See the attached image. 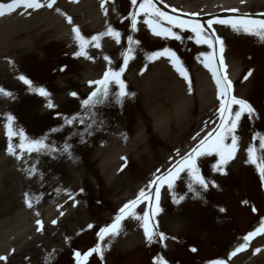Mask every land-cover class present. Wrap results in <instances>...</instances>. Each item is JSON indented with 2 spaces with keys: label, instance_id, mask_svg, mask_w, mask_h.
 Instances as JSON below:
<instances>
[{
  "label": "rangeland",
  "instance_id": "1",
  "mask_svg": "<svg viewBox=\"0 0 264 264\" xmlns=\"http://www.w3.org/2000/svg\"><path fill=\"white\" fill-rule=\"evenodd\" d=\"M90 1L93 0H82V5L76 9L80 12L76 17H78V21H82L86 32L99 29L104 32L106 27L110 25L121 34L119 44L112 37L104 36L100 40L99 51H94L97 48L92 46L86 49L88 56L96 57L98 62L96 60L93 62L92 59L86 61L84 57L81 59V57L73 55L74 49L78 51V47L73 38L71 39L67 29H65L66 36H63L64 32H61L60 29L61 17L54 11L47 15L42 9H28L22 12L19 17L31 19L24 23V29L21 30L24 33H17L16 36L8 38L4 42L0 40V56H3L0 57V87L10 92L16 91L17 89H14L17 88L16 84L21 82L17 75L22 74L32 80L36 86L44 87L51 94L50 98L55 105L54 108L49 109L44 97L33 92H29L26 96L21 91L20 100L8 107L10 109L5 112L3 117L0 115V127L2 129H4L3 124L6 115L11 114L14 110L19 114L20 124L25 127L23 132L28 138L39 139L47 136L49 139L50 133L40 132L42 130L44 132L49 131L44 128L57 121L59 122L55 128L57 132L65 131L66 127L77 130L85 127L88 129V126H91L85 134L86 139L83 140L88 143V146L76 152L69 150L75 159L63 152L61 161L68 158L69 162H61L62 165L59 164L58 167L53 166V163L56 162L54 154L50 151L25 153L19 160L14 155H9L6 151L9 141L4 132L0 133V253L7 252L8 244L4 243L5 239L7 240V237L11 235L16 237L17 232L14 231L16 226L30 227L33 216L31 209L26 210L29 207L24 204V193L30 194L32 205L35 208L38 206L46 208L55 199L66 197L67 193L65 192L67 189H71L70 186L74 188L78 185L80 189L83 186L84 193L87 194L86 199L89 198L86 204L84 200H81L77 201V207L69 208V219L64 220L56 227L60 234H58L59 232L55 233L53 228H49L50 232L48 230L40 238L34 237L32 242H26L27 236L31 234L24 231V235L19 241L26 242V245L22 247L18 243L13 244L16 246V252L13 251L12 255V251L8 252L11 256L10 260L0 261V264H50V262L45 261L46 259H43L44 252L51 253L52 251L48 247L59 244L62 235H64L63 229L68 234L74 227L82 228L74 234L67 246L55 256L57 258L55 262L52 260L51 264H71L68 253L72 248L84 250L87 247H92V245H97V243H101L103 246L106 241L107 246L103 252L104 261H101L103 264H153L154 260L150 258L152 255L155 258H163L166 264H170V258L177 259L178 264L204 263L201 262V259L193 256L195 253H190L187 250L189 246L199 249L196 254L198 257L215 255L218 256L217 258H221L219 254L225 255L224 252L231 245L228 235L229 227L224 224L222 217L224 215L221 216L220 214L221 208L215 207L210 197L215 198V202L222 201L227 208L229 204L234 206L232 211L237 214L238 218L229 210L233 217L231 228L242 232L249 228L251 223H249L246 214L244 218L240 217L244 211L238 206V198L244 192L247 198L253 199L256 197L254 194L257 195L259 192L257 178L260 179V174L255 165L248 163L247 160L241 162V153L238 154L239 157L236 162L229 161L223 166V174L213 171V166L220 159L216 152L213 151L197 158L200 174L206 180L214 181L216 184V187H212L210 184L206 190L209 191L210 197L199 185L192 184L191 191L189 190L191 178L187 172L181 173L180 178L175 181L171 193L167 189V185L164 186L162 194L170 197L162 196L159 200V207L164 213V216L160 218L162 228L169 233H177L178 236L166 234L163 231L166 241L160 242L157 237L153 249L145 247L144 241L136 237L137 241L133 247L128 249L131 246L128 245L129 237L132 233L138 232L136 231L138 230L137 225L128 218L126 224L122 221L123 231L120 235L111 240L106 238L104 242L98 240L97 232L100 227L109 225V218L118 215L121 202L128 199L126 196L138 195L139 191L135 190L136 187L144 188V181L149 177L153 179L154 176L166 172L175 160L170 158L171 155L178 156L183 150V155L191 152L193 146L200 140L199 135L207 126L203 123L212 117L208 115V113H212L208 109L210 101L206 110L202 111L195 96L190 101L193 92L189 93L187 87V91L182 87H175L174 90H171V95L175 98L182 97L180 88L181 94L185 96L177 106L173 107L170 101L167 104L159 103L160 105L156 109L147 105L148 98L143 95L142 86H145L154 75L150 70L138 75L144 69V61L145 63L148 61L146 56L153 51L167 47L175 52L182 62L191 66L192 77L197 78V74L196 76L193 75L196 68L195 62L204 60L201 53L211 52L212 49H209L206 44H196L195 34L191 32L190 28L182 30L174 27L172 29L181 36L179 40L157 37L143 23V15L137 17V30L132 31L131 20L128 16L132 7L131 0H107L105 7L108 14L105 15L100 12V6L96 16L92 15L88 9ZM158 1L172 10L175 9L174 12L178 14L177 11L185 9L190 11L195 9L196 11L199 6L207 4L205 0H195L194 5V0ZM213 1L211 5H220L217 10H223L221 9L223 5L236 7L239 2L237 0ZM170 4L175 5L176 8L173 9ZM63 5L65 6V4L60 3L58 9H61ZM138 6L139 3L136 8ZM261 9H264L263 0H252L241 7V11H238L237 8L235 13L237 15L244 14L241 17H249V15L258 14ZM161 11L164 10L161 9ZM57 16L58 21L56 23L47 25L56 30L55 34L46 32L43 29L44 24H37L41 17L56 18ZM85 23L92 29L87 28ZM4 25L3 23L0 24V33L3 31ZM165 26L171 27L166 22ZM211 30L224 41L223 57L232 66L230 72L234 76L233 78L241 76L243 73L241 80L236 81V93L249 102L255 110L252 118H249L245 113L238 122L235 132L238 137L237 152L246 150L249 146H258V140L252 138L254 135H264V38L259 35L246 34L243 31L236 32L228 25L212 26ZM92 35L95 34H91L88 38ZM128 36H132L139 43L132 45L133 56L137 55L131 59L130 70L123 72L126 76L125 79L123 77L121 79L124 81L127 91L134 93V96H129L121 103H116L115 95L119 86L114 81H110L111 99L108 102L97 105L94 109L82 108L81 101L96 89L94 88L86 94L89 87H84V80L97 77L99 74L101 80L104 74L101 71L102 68L116 66L118 64L116 59L119 58V55L121 59V53L129 48ZM216 55L219 59L218 48ZM105 56L109 57L110 62L104 59ZM164 58L168 60L167 57ZM86 64H90L92 68ZM65 65L67 66L66 69L60 71L59 69ZM233 65L236 66L233 68ZM246 69H252L251 75H248L249 72H243ZM245 76L247 79H244ZM137 78L139 79L136 83ZM173 78L176 79V74H173ZM177 82L178 84L182 83L179 79ZM25 86L23 85V89L28 91ZM18 89L20 92V88ZM73 91L77 93L76 97L69 95ZM210 105L213 107L215 103L212 102ZM235 110H238V106L232 109V111ZM56 112L59 114L63 112L65 113L64 116H70L69 118L75 116L77 119L73 124L67 125L64 121L60 122L62 117H53ZM106 126H111V128L105 131ZM16 128L18 129L19 125H16ZM116 131H119L123 138L126 137L124 144H120L119 139L114 137ZM72 139L73 137L66 134L65 138L57 141L63 144L73 141ZM130 140L132 143L128 146L127 143ZM11 143L13 145L18 144L19 138L13 137ZM224 143L226 145L231 143V135L226 137ZM111 154L115 156L124 154L129 161L124 165L123 171L116 175L114 170L120 161L115 160L114 164L104 170L106 159ZM258 156H264V153L258 151ZM23 163L26 165L22 171V176L16 171V167ZM33 169L34 175L30 174ZM158 169L159 172H157ZM26 175H29L27 179ZM51 178L56 179L53 184H51ZM260 183L263 184L264 190V183L261 179ZM219 187H222V190H219ZM235 192H241L240 196L236 195ZM174 195H183L184 200L180 201L179 204L174 203L172 199ZM155 203L153 202V204ZM38 213L39 211L35 209V214ZM89 223H94L91 230H87ZM177 223H182L183 226H179ZM60 246L64 247L63 244ZM8 247L13 250L12 246ZM97 262L93 257L89 264H97ZM232 262L233 264H264V259L260 262L252 258L243 260L240 257Z\"/></svg>",
  "mask_w": 264,
  "mask_h": 264
},
{
  "label": "snow or ice",
  "instance_id": "2",
  "mask_svg": "<svg viewBox=\"0 0 264 264\" xmlns=\"http://www.w3.org/2000/svg\"><path fill=\"white\" fill-rule=\"evenodd\" d=\"M75 2V0H73ZM107 0H101V10L105 15L108 14L107 8L105 7ZM55 3V0H47L46 5L41 3L40 0H10L9 3L4 4L0 3V16L5 14H10L13 11L23 8V9H32L38 10L42 7L47 6L48 8H52ZM138 0H131V4L133 6L137 5ZM56 11H60V9H56ZM175 11V9L173 10ZM231 12H236V9H230ZM63 14V13H61ZM143 15V23L151 29L152 34L157 37L162 38H172L179 40L181 36L174 32L172 29L180 28H190L191 32L195 34V42L196 44H206L209 49H212L211 52L201 53L204 56V60L201 61L206 69H208L212 73L213 80L217 86V98L220 100V107L218 109L220 124L217 129H214L212 133H209L204 139L200 140L199 144L189 153L185 154L176 164L166 172L154 176V179L151 180L147 186V188H142L137 197L133 200L125 203L119 210L118 215H116L113 219V222L109 225L100 227L97 232L98 240L104 242L106 238L108 240L113 239L114 237L121 234L123 231L122 221L126 218H135L139 221H142L140 227L143 229V235L147 243H152L157 237L160 242H163L166 237L164 233L159 232L157 230L156 224L152 223L155 219L156 215L159 211H161L159 207V198L161 186L167 185V189L171 193L174 189V183L180 178L181 173L187 172L188 176L191 178V184L189 185V190L191 191V185L196 184L203 190H207L209 185L212 187H216L214 181L206 180L201 174L200 170L197 166V158L211 152H216L220 159L217 161L216 165L213 166V171L224 173V165H226L231 159L234 158L235 153L238 150V137L235 135L238 122L243 114L247 113L249 118H252L255 110L252 105L244 99H238L235 96L229 98V92L231 91V82L227 80L226 75H221V71L226 68L223 52H224V41L222 38L217 36L214 31L207 32L204 26L197 20L186 21L179 17H173L168 15L166 12L161 11L160 8L156 7L154 0H139L138 8H134L133 11L129 12L128 16L131 20V29L132 31L137 30V17ZM195 16L196 14H191ZM69 24L72 23L71 17H66ZM167 25L171 27H166ZM213 24L220 25H228L234 31L240 32L243 31L246 34L251 35H259L264 38V20H253L247 17H235L228 19H210L208 21V28L211 29ZM73 40L78 47V51L74 52L73 55L76 57H84L85 59H91L88 56L86 49L89 46L100 48V40L104 36L112 37L117 44L120 43L121 34L119 31L113 29L112 26L108 25L104 32L92 35L90 38L84 36L80 29L76 26L72 27ZM129 48L127 51L122 53L123 64L126 66L129 60L133 59L134 49L132 48L133 44H138V41H135L132 36H128ZM217 48L220 53L218 66L214 67L217 63ZM161 57H167L176 70V72L183 77V79L188 83L189 91H191V80L189 78V74L184 68L182 62L177 57L176 53L171 51L169 48L165 47L162 50L153 51L146 56L148 61H154ZM104 59L109 61V57L105 56ZM11 63V61H10ZM121 66L119 71L108 70L103 74V78L97 81H89V84H95L98 87L92 91L89 96L81 101L82 108L94 109L97 105H103L108 102L110 97V89L109 82L114 81L119 89L115 95V102L121 103L125 98L129 96H134V93H130L126 90V86L124 81L121 79V74L124 72L125 67ZM66 65L61 67L59 70L64 71L66 69ZM251 75V72L248 73ZM18 79L27 86V90L33 93H37L40 96L44 97L47 100V107L49 109L54 108L55 105L50 98V93L41 86H36L32 80L27 78L24 75H19ZM247 79V76L244 77ZM0 95L5 97H13V93L0 88ZM69 95L76 97V92H70ZM232 105H237L238 110L232 111ZM227 113V115H226ZM57 115H60L59 113ZM6 122L4 124V134L7 140L9 141L7 145L6 151L9 155H14L16 159H21V153L27 152L31 154L32 152H45L51 151L55 152L56 148L46 143L47 136L39 138V139H29L25 136V133L22 129H17L14 125V117L11 114L6 115ZM77 117L73 116L71 118L66 117L64 119V123L67 125H71ZM91 127V126H90ZM55 131V129H53ZM231 135V143L226 145L224 140L227 136ZM13 137L19 138V143L13 145L11 143ZM126 138V137H125ZM253 140H258V146L253 145L249 146L246 149L247 152V162L256 166L257 171L260 174V179L262 183H264V156H258V151L264 153V135H254ZM71 145L65 144L64 148L61 150L64 153L68 154L70 158L75 159L72 156L69 149ZM160 170L158 169L157 172ZM30 174L34 175V169ZM83 191V189H81ZM153 191L155 193V201L153 204ZM25 203L28 207H32L31 197L29 193H24ZM69 198L72 196L69 194ZM173 202L179 204L180 201L184 199L183 195L172 196ZM143 200L148 201V210H145L143 215H137L134 211L136 206L141 203ZM224 211V209H220ZM255 212L256 209H253ZM63 215V213H61ZM39 226L37 230L39 231L42 227V222L40 220L36 221ZM53 224H56V221H52ZM94 226L92 224L88 225V228L91 229ZM264 234V220H261L259 227H257L254 231L247 233L242 237L243 243L239 244L231 253V256H235L238 252L245 250L248 247L250 240L259 235ZM173 239H175L173 237ZM106 243L102 246L101 243H97V245L90 249L88 252L83 253V259H81L82 254L79 251L74 252V257L76 259V264H84V261L87 260L89 256L93 253L97 254L101 260H103V252L104 248H106ZM191 251H197L196 248H192ZM255 251L259 252L260 249H256ZM6 260V257L0 256V261ZM153 264H166V261L163 258H154ZM211 264H225L223 260H214Z\"/></svg>",
  "mask_w": 264,
  "mask_h": 264
},
{
  "label": "bare ground",
  "instance_id": "3",
  "mask_svg": "<svg viewBox=\"0 0 264 264\" xmlns=\"http://www.w3.org/2000/svg\"><path fill=\"white\" fill-rule=\"evenodd\" d=\"M196 1H198V0H196ZM237 1H241V0H237ZM213 2H214L213 0H205V3H207L209 5L211 3H213ZM263 2H264V0H263ZM194 3H195V0L193 1V5H194ZM67 5H71V4H67ZM78 7H79V5L72 8L73 9L72 10L73 15H78V12L75 11ZM67 9H70V8L67 7ZM193 10H195V9H193ZM90 11H91L92 15H94V16L97 15V12H96V10L94 8H90ZM27 20L30 21L31 19H24V18L22 19V18H20L18 21H15L14 23L12 21L7 22L5 24V27L3 28V31L0 33V40L2 42H4L8 38H13L14 36H16L17 33L18 34L19 33L23 34L24 32H21V30L24 29V23H26ZM57 21L58 20L56 18L50 19V17L49 18H44V17L42 18L41 17L39 19V21L37 22V24L38 25L39 24H44V26H43L44 28L43 29H45L46 32H53L55 34L56 30L54 28H52V27H48L47 25L56 23ZM65 28H66V26L64 24H62V27H60L61 32ZM162 63H164V62H162ZM86 66L92 68V66L90 64H86ZM235 66L236 65H233V68ZM148 70H150L152 72V75H154V76L150 78V80L148 81V83L145 86H142L143 95L148 98L147 99V104H149V105H151V106L156 108L159 105V103L167 104L168 101H170L173 104V107L177 106L179 104L178 101L183 100L184 98L178 99V98H175V97H173L171 95L172 86L176 85V84L177 85H180V84H178L177 80L175 78H173V73L171 72L169 67H167L165 64H160V62H154V63H149L148 64V68H147L146 72ZM170 78L176 84L170 83L169 82ZM138 79L139 78L136 79V83L138 82ZM197 84H198V88H199V90L197 92V96H198V99L200 100V109L202 111H205L206 110V106H207V104L210 101L209 100L210 98L208 96V88L206 86V78H203V75L201 73H198V75H197ZM0 100L4 101L5 99H0ZM174 101H176V102L174 103ZM209 106H210V104H209ZM168 119L171 120L170 118H168ZM118 142L122 143L123 139L119 140ZM131 143H132V140H130V142L128 143V146H130ZM115 160H116L115 155L111 154L110 156H108L107 159H106L105 165H104V169H106V168L110 167V165L114 164ZM232 163H234V162H232ZM50 213H51V211H49L47 213V216ZM22 232H23L22 228H18L17 229L16 240L17 239L19 240L21 238ZM16 240H14V242H16ZM135 241H137L136 234H134V235L132 234L129 237L128 245H133L135 243ZM5 242H6V239H5L4 243ZM14 242H13V244H14ZM10 244H12V243H10ZM0 254H2V253H0ZM263 259H264V255H263L262 258H260V261H263Z\"/></svg>",
  "mask_w": 264,
  "mask_h": 264
}]
</instances>
